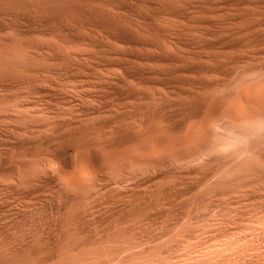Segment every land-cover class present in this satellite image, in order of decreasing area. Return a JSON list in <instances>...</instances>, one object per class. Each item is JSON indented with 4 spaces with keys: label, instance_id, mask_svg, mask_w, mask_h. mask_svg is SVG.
<instances>
[{
    "label": "rangeland",
    "instance_id": "rangeland-1",
    "mask_svg": "<svg viewBox=\"0 0 264 264\" xmlns=\"http://www.w3.org/2000/svg\"><path fill=\"white\" fill-rule=\"evenodd\" d=\"M120 1L123 3L128 2L129 4H132L131 3L132 1L133 5L136 3L134 0H120ZM155 1L159 2L162 6L166 8L179 10L180 14H181V9H182L183 17L180 19L167 17V16L166 17L164 16L161 18L158 17V19L157 17H153V19L149 21L151 22L150 24L148 22H145V23L141 22L139 18L137 17L135 18L134 16H131L127 14L126 12L121 11L124 14L121 13L119 10H116L112 5H110L108 0L107 1L106 0H0V5L2 6V8L0 6V9H3V10H10L14 8L13 7L14 3H16L17 4L16 6L18 7L22 5L21 8L23 6L25 7L27 6L26 8H28L30 5L31 7H35L36 5L40 4V6H38L39 9L37 8L39 12L31 11V16L33 18H37L39 16L38 15L39 13L40 14L45 13L46 11H48V9H49V12H52V13L54 12L56 14L59 13V15H63L66 17L67 25L72 30V32L75 33L77 36L79 34V37H80V39L78 40H72L68 38L64 32H61L60 30H58L57 28L53 26H49L50 29L48 30H44V28H36V29L34 28L35 30L33 29L30 32V28L28 29V27L21 25L20 22H18L17 18H15V20L14 18H10V17H7V18L3 17L5 19L3 18L0 19V25H1L0 27V81L4 79L3 76H5V78L22 80V81H19V83L21 84H19L18 82H15L14 87H13V84L7 85L4 82H0V157L1 155L6 154L9 156L11 160V169L8 171H0V232H1L0 233V255H1L0 264H15V263L16 264H264V194H263L264 193V189H263L264 188V169H263L264 164L261 165V163H264V154H263L264 148L262 149V151L261 149H259L258 152L253 151L251 153L245 154L246 156L241 155L245 159L239 157L240 155L238 156L236 155L235 158L233 156H231L232 158H230L229 155H228L229 157L227 155H226L227 157H225V155H220L219 157L217 156V158L209 157L208 154L195 155V156L186 158L187 160L183 159L184 161L183 160L172 161L166 164L165 166H162L163 170L161 169V167H159L160 169L159 168L157 169L156 168L154 169L142 168L145 171L144 173L139 172L140 173L138 174L139 177H137L138 176L137 173L138 171H140V169H138V171H135L137 169L130 168L129 171L134 170L132 171V175L133 173H135L136 175L134 174V177H133L130 174L131 172L129 171H127L128 173L125 172V174H123L124 176L127 174H128L126 176L127 178H129L130 176V179H127L126 182H125L126 178H124L123 175L122 176L120 175V177L123 178L124 184L121 183L122 182V180H120L121 178L117 180L113 179L114 181L110 180L109 178L115 176V174H113L112 176L111 171H109L110 175H109V172L108 173L105 172L104 177L98 178L96 180L97 183L95 181L93 185L88 186L92 192L88 191L89 189L88 187L86 188L88 194L85 191V194L87 195L81 192L83 196L85 195L86 197L85 198L82 196L83 198H81V195H79L81 193H78V190L75 193L76 189L71 186L70 181L72 179L83 180L84 178H87V175H88L87 172L91 170L90 164L88 162H85V160L82 157H80V153L76 152L72 156V158L74 159L72 160V162L74 163V164L72 163V165L73 166L75 165V167L78 168L79 170L73 166L69 170H64L63 168H61L60 164L55 159L52 158L51 155H48L49 152L47 149L40 146L39 144L37 145L38 141L40 140L39 138L43 136L44 137L49 136L50 133L55 131V129L59 125H64V129L62 128L63 132L78 131V129L81 127L82 128L86 126L91 127L94 123L98 122L100 119H106L105 117L110 118L111 116L116 114V112L119 113L120 109L121 110L126 109L128 111L134 110L129 115V118H128L129 120L127 121V123L131 126L134 135L135 136L138 135V137H135L136 138L135 141L126 148L128 154L136 153V155L138 154V156L146 157L145 155H148V153L144 154L142 151L148 152L150 150V147L153 146V144H155L156 146V141L160 138L167 137L169 139L180 140L185 136V134L186 135L187 134L197 135V132H195V130L196 131L198 130L199 121L196 119L188 120L187 122L183 124V126L180 129H175V130L174 129L167 130L165 128H167L168 125L166 124L165 126L164 123L163 124L160 123V126H159V122H154L153 124H151L150 127H145L143 125V121H142L144 119L143 112L148 106H152V104L157 105L159 102H161L162 99L166 101L168 98V101H176V100H181L183 98V97L181 98L179 95H176V96L174 95L173 97H170L171 94L169 93L170 94L169 95L168 92L165 91L164 89H158V88L155 89V88H151L147 86L143 87L142 85H135V84H132V83L130 84L127 82L129 85L135 87L142 93L146 94L147 99L137 98L136 100H132V101L122 100V102L110 100V105L112 103V107H110L106 111H100L101 113L99 114L98 113L90 114L84 111L85 109H92V108L94 110L99 109L98 107L100 106L102 102L100 96L102 95V91L104 92L102 87L113 85L115 81L122 78L121 70H119L116 67H106V66L103 67L101 66L100 62L104 63V60L105 62L106 61L107 62L117 61L118 59L116 57L114 56L112 57V55H110L111 51L112 52L113 51L127 52L129 50H131V52L138 51V50L131 49L128 45H125V44H121V43L115 44L114 42L111 43L109 42L111 40H109L108 38H105L104 34L102 35L101 32L97 30H94V31L89 30L90 28L86 26V22L84 21H88L89 19H91V17L97 18L98 16L99 19H100V16H102V19H109L111 17L112 19L114 18L113 20L115 21L117 20L116 22L120 21L123 24V26L125 27L127 26V28L130 29L135 34H138L139 32L143 31L145 35H142V36L153 37V38L159 37L158 41L160 40L159 41L160 45L158 44L159 45L158 50L160 52L167 53V54H182L190 62H197V63L200 62V64L202 65H210L214 62L213 59L211 58V55H215L216 57H219L222 59L223 57L225 59L232 55H237V54L239 55V53L232 54V53L225 52L223 50L219 51V49L214 50V52L209 51V50H197V53L199 54V56L195 58L192 55H190L188 51L178 48L176 45L171 43L170 39L172 38L182 39L183 38V40L185 41L197 42L198 44H201L205 40H207L208 37L205 35L204 29L198 28V21L204 20V18L206 19V16H204V14H201L196 9L194 10V8L190 7L189 4L191 3L188 1L186 2L180 1V0H163V1L155 0ZM85 3L87 4V7ZM168 3L170 5H168ZM69 4L75 5V6L79 5L78 6L79 8L80 6H82L81 9L84 10V12L78 13V15H76L75 13L67 12L66 7ZM136 5L135 7L138 10V12H143V10H146V12L144 11V13L147 14L148 10L150 11V8L148 9V6L142 7L143 5L142 2H137ZM41 7H44V8H41ZM141 7L143 9H141ZM144 8H147V9H144ZM232 10H229L228 12H226L227 15L229 14L230 16V14L233 15L234 13H236L235 10H233V12ZM103 16H105V18ZM115 16H116V19H115ZM185 16L187 17L189 16L192 21H190L189 23L190 19L189 18L186 19ZM83 19L85 20L83 21ZM132 19H135V20L131 21ZM193 19L196 23L193 21ZM123 20H125V22ZM188 23L192 25L191 28L189 27L190 25ZM18 25L19 26L21 25L20 27L22 28L24 27V29H26V32L20 33L16 31L15 29L18 28L17 27ZM185 25L189 28H187ZM84 26L86 27V29ZM225 26L226 28H228V30H234L236 28L235 25H225ZM152 27L154 29L159 28L158 29L159 33L161 34L163 33L161 35L162 36L161 38L160 36L157 35V33L153 32L154 33L153 35L152 31H155V30ZM186 28L189 30L187 31ZM142 29H145V30H142ZM150 29H153V30L150 31ZM162 30L164 31L161 32ZM149 32H151L152 34H150ZM165 35L169 36L167 37L169 39H167ZM163 37L165 38L166 41L161 40ZM89 39L92 41L95 39L96 40L95 42H98V43L101 40L100 44H104V45L106 44L105 45L106 48H97L93 46L91 42L89 41ZM107 51H109V53ZM205 56L207 58H204ZM254 60L264 62V59H262L261 57H256ZM130 65L134 66L133 63ZM149 65L150 64H147L146 66H149ZM239 66L243 67L245 66V63H241L239 64ZM21 68L22 70H19ZM24 69L27 71L26 74H35V76L25 75L24 73L26 71ZM30 69H32L34 72ZM5 70H7L8 72H6V74L3 75L4 74L3 71ZM23 70H24L23 74L25 76L23 74H20L22 73ZM18 71H21V72H18ZM10 72H12L11 74H13L14 72V77H12V75L10 77ZM7 73L9 74V76H6L8 75ZM18 74H20L22 78L19 77ZM206 75L207 74H202L201 77L203 79L207 78L208 80H218L220 78L217 74H213V75L208 74L207 76ZM191 77L193 78L196 77V74H192ZM263 80L264 78L259 77V78H256V80L251 84L250 82L249 84L248 82H246L244 83V88H242L243 85L239 87V89L241 88L242 90L238 89V91L233 92L231 94L230 99L225 107L226 110L223 111L224 113H222L218 119V122L221 126L220 127L221 133L236 134V132H239L240 130L241 131L239 133L247 132L248 130L247 127L249 126L245 122V119H244L245 114L247 112L246 110L247 106L244 103L246 96H247L245 95V93L247 94L248 93L247 91L249 90L258 91V90L263 89L264 88ZM250 81L252 82L253 80H250ZM257 81H259L260 83L259 82L257 83ZM245 84H247L246 91L244 90L246 88ZM28 85L30 86L26 87ZM248 86L251 88L249 89ZM30 87L32 89H30ZM218 91L219 90L217 89H209V90H206L205 92L196 91L197 92L196 94L200 95V92L201 93L203 92L206 94L207 93L215 94ZM240 91H242V94H240L241 93ZM232 95L234 96V98ZM91 97H94V98H91ZM235 98H237L236 99L237 101H235ZM241 101H243V104H240ZM232 102H234L236 105ZM122 103H125V104H122ZM231 103H232V106H229V104ZM117 105L119 108L117 107ZM97 114L100 117L97 116ZM132 116H134L135 118ZM226 116H228L229 118H227ZM237 118L238 119L242 118V119H239L237 121ZM228 119H230L229 120L230 122H228ZM114 125L116 126V124L113 123L111 127L106 129V131H103L102 133L105 132L104 134L95 132L96 136L99 133V136H97V138L99 137L100 141H97L98 139L96 138L95 133L94 132L92 133L90 137V142L92 143V145L96 143V146L94 145L96 150H97V147L100 148L97 151H100V152L103 151L105 147L103 143L104 142L106 143L105 140L108 139L109 134H111L112 132L110 131V129L112 130L114 128ZM244 126H246V128H244ZM140 128L143 129L144 131L141 130ZM146 128H148L149 130ZM232 129L234 132L232 131ZM107 131H110V132H107ZM182 131L183 132L185 131V132H184V135H182L183 137L182 136L180 137V134H183ZM146 132H148L149 134ZM140 135L141 136L143 135L142 136L143 139ZM219 135L220 134H217L215 132L213 133L210 132L204 138L205 142L207 143V146L209 147V150H208L209 152L216 150L219 147L220 142H221V137ZM92 137L95 139H93ZM140 139L142 142L140 141ZM26 140L29 142L28 144ZM138 140H139V144L141 143L140 144L141 146L137 144ZM144 141L150 142V143H146L147 144L146 145ZM16 142L24 143L22 148H18V149L15 148V151L17 152L13 151L14 150L13 145ZM27 145H28V147H26L27 149L24 148ZM101 145L104 146L103 149H101L102 148ZM144 146L146 148H144ZM213 146L215 147L213 148ZM140 147H142V149ZM34 149L36 150V153ZM138 150H139V153H138ZM11 152L12 153L14 152L15 154L11 155ZM20 152H21V155H20ZM41 152L43 153L42 155H41ZM204 155L205 157H207V159L205 158L207 161H205L203 157H201ZM249 155H250V158L248 159ZM260 155L262 156L261 161L263 162L259 161ZM222 156L225 158L224 159L225 161L227 158L229 159V161L227 159L228 162L226 161L223 163L222 161L224 160ZM39 157L40 158L42 157L43 160H39L40 159ZM193 157L194 158L196 157V159H194ZM237 157L240 158V161ZM215 158L218 161H216ZM250 159L252 161H250ZM202 160L204 163L202 162ZM211 162L213 163L211 164ZM236 162H238L240 165ZM249 162L250 163L253 162V163L249 164ZM218 163L221 165H219ZM232 163L233 165H237L236 168L235 166L232 165ZM246 163L248 166L246 165ZM12 164H15V165H12ZM34 164L36 165L39 164V165L36 166ZM198 164H200V166H198ZM184 165H185V169L188 167L189 169H191V171L188 169H187L188 171L187 170L184 171L185 170ZM205 165L207 169L204 167ZM208 165H210V168ZM211 165L213 167H211ZM219 166H220V169H219ZM239 167H241L240 173L238 170ZM192 168L196 170H193ZM167 169H168V172H167ZM225 169L227 170L226 171L227 173L225 172ZM148 170L150 171L152 170V172L154 170V173L155 171H159V172H156V174L157 173L158 174L155 175L150 171L148 172ZM160 170L162 172H160ZM205 170H207V172H205ZM66 171L68 172L67 174H66ZM232 172L233 174L236 173V177H235V174L231 175ZM245 172H248V173H245ZM202 173H208V176L202 181H200L199 183H197L199 179L195 177L197 175L199 177V175ZM35 174L37 175V177ZM144 174H146L147 177L143 176ZM239 174L243 176L241 177V175ZM140 175L142 177H140ZM148 175H151V176H148ZM237 176L238 178L241 177V179H237ZM248 176L250 177L248 178ZM115 177L117 178L119 176H115ZM135 177L137 178L135 179ZM88 178L90 180L89 175H88ZM140 178H143L145 182L142 183L143 180ZM252 178H253V181L251 180ZM49 179L52 180L51 183L46 182ZM156 179L159 181H155ZM176 179L178 181H176ZM244 179H245V182H244ZM32 180L34 183L32 182ZM53 180H56V181H53ZM130 180H133V181H131L130 183ZM181 180L183 181V184ZM57 181H59L58 182L59 184L56 183ZM105 181L110 184L104 183ZM224 181L226 182V184ZM239 182L241 183L240 185H239ZM35 183H38V184L35 186ZM101 183L103 184V187ZM191 183L192 184L197 183V184L193 188V190L190 191L189 193L187 192L175 198L168 197L170 195L172 196V193L174 194L176 192L182 191V189L185 188L186 185H189ZM28 184L32 186L31 189L29 188ZM106 184H107V187L109 188L104 187L106 186ZM39 185H42L43 187ZM227 185L229 186L227 187ZM37 186H38V189H37ZM113 186L114 188L110 189V187H113ZM179 186H180V190H178ZM181 186L183 188H181ZM92 187H94L93 189L95 191L92 190ZM98 187H100V190ZM138 187H140L141 189ZM105 188L107 191L102 193L101 190L105 191ZM126 188L127 189L131 188V189L127 190ZM134 188L136 190L140 189V191L137 192ZM142 188H145V189H142ZM226 188H230V189L228 190ZM175 190H178V191H175ZM131 191L132 192L134 191V193H131ZM26 192L29 194L26 195ZM157 192H159V194ZM65 193L72 195V200L66 202L65 204L66 207L64 206V208L61 211L53 210V211H50L49 214L48 213L44 214V211H43L44 206L49 205L48 203L51 201V199L56 202H58V199L59 200L61 199L59 202L63 203L62 196ZM77 193H78V196H77ZM190 193H195V195L193 194V196H191ZM99 195L101 197V201H100L101 204L100 202L97 204V202L100 200ZM133 195L136 197L134 198ZM158 195H160V197ZM55 197H57V200L54 199ZM107 197L111 198L110 201H108L109 199L107 200ZM95 199L97 201H95ZM186 199L188 200V203H186L187 202L185 201ZM32 200L35 201L36 203H34ZM90 200H91V203H90ZM93 200L96 204L93 202ZM104 200L105 202H103ZM179 200H181L182 203ZM37 201L41 203H38ZM111 202L113 206L112 204L109 205V203ZM178 202L181 203L182 205L181 204L179 205ZM203 202H205L206 204ZM103 203L105 205L104 206L105 208L102 207ZM94 204L96 205V207H94L95 206ZM207 205L209 206L207 207ZM124 206L125 208H123ZM179 206H180V209L178 208ZM77 207H79L80 209ZM51 213L53 216L51 215ZM105 214H107V216ZM123 214H125V216ZM83 215L85 216L87 215V217ZM80 219L83 221H81ZM54 220L56 221L54 222ZM74 220L76 222H74ZM70 221H73V222H70ZM92 223L96 225L94 226ZM77 225H79V227ZM59 233L61 234V236ZM71 235H73L74 237L73 236L71 237ZM48 237H50L51 240L48 239ZM59 237H62V238L59 239ZM75 239L79 241L74 242L76 241ZM24 243H26L27 245ZM40 243L42 245H40ZM77 244L79 248H76ZM31 246H33L34 248ZM26 249L28 250V252L30 251V253L27 254ZM69 249L71 250L69 251ZM112 254L113 256H111ZM28 256H31V257H28ZM20 260H22L23 262ZM6 261L9 263H7Z\"/></svg>",
    "mask_w": 264,
    "mask_h": 264
},
{
    "label": "bare ground",
    "instance_id": "bare-ground-1",
    "mask_svg": "<svg viewBox=\"0 0 264 264\" xmlns=\"http://www.w3.org/2000/svg\"><path fill=\"white\" fill-rule=\"evenodd\" d=\"M107 1V0H106ZM136 3L137 2H142L143 6H148V9L150 8V11L148 10L147 14L144 13V11L146 12V10H143V12H138V10L136 9L135 5L136 3L133 5V2L131 1L132 4L127 3H123L120 0H108L109 4L112 5L116 10H119L120 12H126L127 14L134 16L135 18H139L141 20V22H148L151 24V22H149L151 19H153V17H172V18H182V9H181V14L179 10H174V9H170V8H166L164 6H162L159 2L155 1V0H134ZM163 1V0H162ZM180 1H188L191 4L190 7L194 8V10L196 9L197 11H199L201 14H204V16H206V19L204 18V20H199L198 21V28L204 29L205 35L209 38H207V40H205L203 43L198 44L197 42H188L183 40V38H176V39H170L171 43H173L174 45H176L178 48L183 49L185 51H188L190 55H192L193 57H198L199 54L197 53V50H209V51H213L214 50H223L225 52L228 53H239V55H232L228 58L223 57L219 58L216 57L215 55H211V58L213 59V63L210 65H202L197 62H190L187 60V58L182 55V54H167V53H162L158 50V46L159 44V37L153 38V37H146V36H142L145 35L144 32H139L138 34L133 33L130 29L127 28V26H123V24L116 22L115 20H113L111 17L109 19H102V16H100V19L98 18H93L91 17V19H89L88 21H84L85 19H83L84 22H86V26H88L90 29L89 30H97L99 32L102 33V35L104 34L105 38H108L109 42H114L116 43H121V44H125L128 45L131 49L134 50H138V51H133L131 52V50L127 51V52H119V51H111L110 55H112V57H116L118 60L115 62L112 61H106L104 60L101 63V66H106V67H116L119 70H121L122 72V78L118 79L117 81H115V83L113 85H108V86H104L102 87L104 92L102 91V95L100 96L101 98V104L98 107L99 109L94 110L92 109H85L84 111L86 113H90V114H96V113H101L100 111H106L108 110L110 107H112V103L110 105V100H114V101H121L122 100H136L137 98H143V99H147L146 98V94L142 93L141 91H139L138 89H136L135 87L129 85L128 83H132L135 85H142L147 86V87H151V88H155V89H164L165 91L168 92V94L170 93L171 96L173 97L174 95H179L182 99L181 100H176V101H168L167 100H161V102H159L157 105H153L152 106H148L144 113V119L143 121V125L145 127H150L151 124H153L154 122H159V126L160 123H164L165 126L166 124L168 125L167 128L165 129H180L183 124L185 122H187L188 120L191 119H196L198 120V130L195 132H197V135H193V134H185V136L183 137V134H180V137L182 136L183 138L180 140H175V139H169L167 137H163L160 138L156 141V146L155 144H153V146L150 147V150L148 152H144L142 151L144 154L148 153V155H145L146 157H141L138 156V154L136 155V153L134 154H128L126 148L132 144L135 141V137H138L134 135L133 130L131 128V126L127 123V121L129 120V115L131 114L132 111H128L126 109H120L119 113L116 112V114H114L113 116H111L110 118L105 117L106 119H100L98 122L94 123L91 127H84V128H79L78 131H69V132H63L62 128L64 129V125H59L57 126V128L55 129V131H53L52 133H50L49 136H43L37 140L40 146L44 147L45 149L48 150V155H51L53 159H55L61 166V168H63L64 170H69L73 165H72V160H74L72 158L74 153H80V157H82L85 162H88L91 166V170L87 172V174L90 176V180L88 178H84L83 180H78V179H72L70 181V184L73 188H75V193L78 190V193L83 192L85 194V191L87 192V187L91 186L95 183V181L98 178L104 177L105 172H109L111 171V175L113 176V174H115V176H119V177H111L109 178L110 180H117L119 178H121L120 180H122L121 183L124 184L123 182V178L120 177V175L122 176L123 174L128 173L127 171H129V169H137L135 171H138V169H140V171H138L137 175L140 173H144V169L142 168H159L162 166H165L166 164L172 162V161H180L183 159H186L188 157H192L195 155H203V154H208L209 157H219L220 155H225V157H227L228 155L230 156V158H232L231 156H233L235 158V156L240 155L239 157H242L241 155H245L248 153H251L253 151H257L259 149L264 148V131H260L259 129L264 126V88L258 91H254V90H249L247 91L248 93L245 95L246 99L244 101V103L247 106V112L245 114V122L248 124L249 127H247V132L245 133H239L236 132V134H234L233 129H232V133H228V134H223L220 132V124L218 122V119L220 117V115L222 113H224L223 111L226 110V105L230 99V96L233 92L238 91L239 87L241 85H243L242 88H244V83L250 82L253 83L256 78H264V62H260V61H255L254 59L256 57H261L262 59H264V0H180ZM20 2V1H19ZM21 4V3H19ZM18 4V5H19ZM24 4V3H23ZM38 4V3H37ZM92 4V3H90ZM3 5V4H2ZM17 4L14 3V8L10 9V10H3L0 9V19L3 17H10V18H17L18 22H20L21 25H24L25 27H28V29L30 28V32L35 28H44V30H48L50 29L49 26H53L55 28H57L58 30H60L61 32H64L65 35L72 39V40H78L80 39L79 34L78 36L72 32V30L69 28V26L67 25V21H66V17L63 15H59L56 13H52L48 11H46L45 13H37L39 16L37 18H33L31 16V11L34 12H39V5H36L35 7H31V5L26 8L25 6H23L21 8L22 5H20V7L16 6ZM49 5V4H48ZM53 5V4H52ZM86 7L87 4L85 3ZM168 5H170L168 3ZM1 6V5H0ZM7 6V5H6ZM10 6V5H9ZM34 6V5H32ZM43 6V5H42ZM50 6V5H49ZM65 6V5H64ZM79 6V5H78ZM77 5H67V12H71V13H75L76 15H78V13H82L84 12V10L81 9L82 6H80V8ZM84 6V5H83ZM137 6V5H136ZM4 7V6H3ZM25 7V8H24ZM139 7V6H138ZM141 7V9H143ZM2 8V6H1ZM7 8V7H6ZM38 8V9H37ZM44 8V7H41ZM48 8V7H47ZM52 8V7H51ZM140 8V7H139ZM138 8V9H139ZM177 8V7H176ZM5 9V8H4ZM54 9V8H53ZM62 9V8H61ZM147 9V8H144ZM235 10L236 13H234L233 15L229 14L227 15L226 12H228L229 10ZM99 10V9H98ZM192 10V9H190ZM232 10V12H233ZM53 11V10H52ZM92 11V10H90ZM59 12V11H58ZM95 12V11H94ZM102 12V11H100ZM118 12V11H117ZM121 12V13H123ZM186 12V11H185ZM144 13V14H143ZM34 14V13H33ZM74 14V15H75ZM124 14V13H123ZM126 14V16H127ZM68 15V14H66ZM73 15V14H72ZM107 15V14H106ZM185 15V14H184ZM187 15V14H186ZM36 17V16H35ZM105 18V16H103ZM122 17V16H121ZM125 17V15H124ZM8 18V19H10ZM107 18V16H106ZM123 18V17H122ZM185 18H189L188 16H185ZM5 19V18H3ZM74 19V18H72ZM87 19V18H86ZM116 19V16H115ZM121 19V18H120ZM128 19V18H127ZM203 19V18H201ZM71 20V19H69ZM122 20V19H121ZM135 19H132L131 21H133ZM183 20V19H182ZM12 21V20H11ZM78 21V20H77ZM82 21V20H81ZM125 22V20H123ZM130 21V22H131ZM192 21L191 19L189 20ZM194 21V19H193ZM17 22V23H18ZM73 22V21H72ZM181 22V21H180ZM183 22V21H182ZM187 22V21H185ZM195 22V21H194ZM193 22V23H194ZM127 23V22H126ZM133 23V22H132ZM143 23V24H144ZM184 23V22H183ZM188 23V24H189ZM196 23V22H195ZM2 24V23H1ZM19 24V23H18ZM80 24V23H79ZM125 24V23H124ZM192 24V22H191ZM10 25V24H9ZM20 25V26H21ZM146 25V24H145ZM190 25V24H189ZM188 25V26H189ZM225 25H235L236 28L234 30H228V28H226ZM19 25L17 26L18 28L15 29L16 31L20 32V33H24L26 32V29H24V27H20ZM130 26V25H129ZM148 26V24H147ZM186 26V25H185ZM192 25H190L189 27L191 28ZM197 26V24H196ZM1 27V25H0ZM72 27V26H70ZM77 27V26H76ZM81 27V26H80ZM85 27V26H84ZM82 27V28H84ZM133 27V25H132ZM151 27V26H150ZM187 27V26H186ZM187 27V28H189ZM194 27V26H193ZM153 28V27H152ZM186 28V29H187ZM14 29V28H13ZM34 29V30H35ZM75 29V28H74ZM86 29V27H85ZM154 29V28H153ZM153 29H150V31H152ZM159 29V28H158ZM158 29H154L155 31H152V33H157L158 36H160V38L162 37L161 33H159ZM167 29V28H166ZM195 29V28H194ZM137 30V29H136ZM145 30V29H142ZM158 32H157V31ZM189 29H187L188 31ZM135 31V30H134ZM149 31V30H148ZM164 30H162L161 32H163ZM166 31V30H165ZM198 31V30H197ZM150 34H152L151 32H149ZM153 33V35H154ZM170 33V32H169ZM181 33V32H180ZM141 34V35H140ZM176 34V33H175ZM194 34V33H193ZM84 35V34H83ZM92 35V34H91ZM147 35V34H146ZM188 35V34H187ZM166 36V35H165ZM164 36V37H165ZM163 37V38H164ZM169 36H166V38ZM180 37V36H179ZM54 38V37H53ZM94 38V37H93ZM161 40H165L164 39ZM92 39V38H90ZM91 44L97 48H106V44H100L101 40H97L98 42H95L96 40L94 39L93 41L90 40ZM97 39V38H96ZM169 39V38H167ZM185 39V38H184ZM54 40V39H53ZM103 40V39H102ZM193 40V39H192ZM88 41V42H89ZM166 41V40H165ZM194 41V40H193ZM78 42V41H77ZM162 42V41H161ZM86 43V42H84ZM166 43V42H165ZM89 44V43H87ZM159 44V45H158ZM85 45V44H84ZM171 45V44H170ZM27 46V45H26ZM88 46V45H87ZM105 46V47H104ZM167 46V45H166ZM21 47V46H19ZM122 47V46H121ZM24 48V47H23ZM173 48V47H172ZM20 49V48H19ZM48 49V48H47ZM92 49V48H91ZM110 50V49H108ZM150 50V51H148ZM19 51V50H17ZM22 51V50H21ZM222 51V52H223ZM109 53V51H107ZM49 53V52H48ZM52 53V52H51ZM20 54V53H19ZM50 54V53H49ZM51 55V54H50ZM54 56V55H53ZM210 56V55H209ZM208 56V57H209ZM15 57V56H14ZM105 57V56H104ZM111 57V56H110ZM109 58V57H108ZM204 58H207L206 56ZM102 60V59H101ZM99 61V60H98ZM114 61V60H113ZM193 61V60H192ZM198 61V60H197ZM207 61V60H206ZM210 61V59H209ZM134 64V66L130 65V64ZM241 63H245V66L240 67L239 64ZM41 64V63H40ZM147 64H150L149 66H146ZM38 66V65H37ZM30 67V66H29ZM35 67V66H34ZM109 69V68H108ZM16 70V69H15ZM19 70H22L19 69ZM25 70V69H24ZM24 70L22 71L23 74ZM32 70V69H30ZM117 70V69H116ZM14 71V69H13ZM26 71V70H25ZM33 71V70H32ZM5 75L6 72H8L7 70L3 71ZM16 72V71H15ZM21 72V71H18ZM29 72V71H28ZM34 72V71H33ZM49 72V71H48ZM120 72V73H121ZM12 72H10V77L12 75V77H14V72L13 74H11ZM27 71L24 73L25 75H34L35 74H26ZM32 73V72H31ZM47 73V72H45ZM53 73V72H52ZM8 74V73H7ZM19 75V77H21V75ZM23 74V75H24ZM84 74V73H83ZM192 74H196V77H191ZM202 74H217L220 78L218 80H208L207 78L203 79L201 77ZM24 75V76H25ZM206 75V76H207ZM6 76H9L6 75ZM23 76V78H24ZM205 76V75H204ZM215 76V75H214ZM4 79H2L0 82H4L7 85H12L14 87V83L19 81H22L20 79H11V78H5V76H3ZM18 77V76H17ZM15 77V78H17ZM22 78V77H21ZM114 78V77H113ZM118 78V77H117ZM24 80V79H23ZM26 80V79H25ZM250 80H253L252 82ZM261 80V79H260ZM264 81V80H263ZM128 82V83H127ZM259 81H257L258 83ZM256 83V84H257ZM260 83V82H259ZM21 84V83H19ZM29 84V83H28ZM255 84V83H254ZM16 85V84H15ZM18 85V84H17ZM24 85V83H23ZM27 85V84H26ZM31 85V84H30ZM30 85L26 86L29 87ZM101 85V84H100ZM106 85V84H105ZM247 84H245L246 87ZM258 85V84H257ZM256 85V86H257ZM20 86V85H19ZM22 86V85H21ZM259 86V85H258ZM16 87V86H15ZM249 87V86H248ZM262 87V86H261ZM264 87V86H263ZM10 88V87H9ZM251 87H249L250 89ZM254 88V87H253ZM30 89H32L30 87ZM36 89V88H35ZM209 89H217L219 90L218 92H216L215 94H209V93H203L206 90ZM37 90V89H36ZM239 90H242L241 88ZM245 91L247 90V87L244 89ZM243 90V91H244ZM25 91V90H24ZM163 91V90H162ZM196 91H203L202 93L200 92V95L196 94ZM160 92V91H159ZM210 92V91H209ZM241 92V93H240ZM239 93L242 94V91H240ZM211 93V92H210ZM244 93V92H243ZM30 94V93H29ZM62 94V93H61ZM169 94V95H170ZM167 95V94H166ZM233 96V95H232ZM236 97V96H235ZM94 98V97H91ZM234 98V96H233ZM232 98V99H233ZM4 99V98H3ZM151 99V98H150ZM237 98H235V101ZM99 100V99H97ZM71 101V100H70ZM6 103V101H5ZM21 103V102H20ZM31 103V102H30ZM71 103V102H69ZM128 103V102H127ZM130 103V102H129ZM234 103V102H232ZM232 103L229 104V106H232ZM238 103V102H236ZM118 104V103H116ZM125 104V103H122ZM143 104V103H142ZM155 104V103H154ZM235 104V103H234ZM240 104H243V101H241ZM10 105V104H9ZM236 105V104H235ZM233 105V106H235ZM6 106V105H5ZM14 106V105H13ZM114 106V105H113ZM120 106V105H119ZM125 106V105H124ZM118 107V105H117ZM127 107V106H126ZM144 107V106H143ZM240 107V106H239ZM34 108V107H33ZM114 108V107H113ZM119 108V107H118ZM225 108V109H224ZM243 108V107H242ZM32 109V108H31ZM229 109V108H228ZM117 110V109H115ZM131 110V109H130ZM34 111V110H33ZM232 111V109H231ZM244 111V110H243ZM227 112V111H226ZM241 112V110H240ZM71 113V112H70ZM81 113V112H80ZM85 113V115H86ZM243 113V112H242ZM69 114V113H68ZM82 114V113H81ZM97 114V116H99ZM108 114V113H107ZM105 114V115H107ZM84 115V116H85ZM89 115V114H88ZM87 115V116H88ZM134 115V114H133ZM31 116V115H30ZM39 116V115H38ZM81 116V115H80ZM93 116V115H92ZM229 116V115H228ZM228 116H226L227 118H229ZM90 117V116H89ZM96 117V115H95ZM100 117V116H99ZM134 117V116H132ZM135 118V117H134ZM143 118V117H142ZM242 119V118H239ZM237 118V121L239 120ZM64 120V119H63ZM230 119H228V122ZM193 121V120H192ZM49 122V121H48ZM190 122V121H189ZM227 122V121H226ZM113 123L116 124V126L114 125V128L110 131L111 134H109L108 139H106V143L102 146L101 149H103V151H97L96 148L94 147V145L96 146V143L94 145H92V143L90 142V137L92 135V133L94 132H99L102 133L103 131H106V129H108L109 127H111V125H113ZM130 123V122H129ZM50 124V123H49ZM92 124V123H91ZM90 124V125H91ZM132 124V122H131ZM157 125V124H155ZM239 125V124H238ZM24 126V125H23ZM38 126V125H37ZM139 126V125H138ZM162 126V125H161ZM247 126V125H246ZM246 126H244V128H246ZM46 127V126H45ZM228 127V126H227ZM237 127V126H236ZM143 128V127H142ZM224 128V127H223ZM238 128V127H237ZM243 128V127H242ZM54 129V128H53ZM141 129V128H140ZM144 129V128H143ZM141 129V130H143ZM148 129V128H146ZM161 129V128H159ZM197 129V128H196ZM230 129V127H229ZM228 129V130H229ZM140 130V132H141ZM145 130V129H144ZM143 130V131H144ZM149 130V129H148ZM146 130V131H148ZM222 130V129H221ZM65 131V130H64ZM107 131V132H110ZM142 131V133H143ZM164 131V129H163ZM173 131V130H172ZM193 131V130H192ZM231 131V129H230ZM228 131V132H230ZM135 132V131H134ZM156 132V131H155ZM176 132V131H175ZM210 132H215L217 134H220L219 136L221 137V142L219 147L216 150H213L211 152H209V147L207 146V143L205 142V137L210 133ZM223 132V131H222ZM225 132V131H224ZM99 133L97 136H99ZM105 133V132H104ZM102 133V134H104ZM138 133V132H136ZM141 133V134H142ZM145 133V132H144ZM148 133V132H146ZM172 133V132H171ZM226 133V132H225ZM149 134V133H148ZM156 135V134H155ZM158 135V134H157ZM96 136V133H95ZM93 136V137H95ZM96 136V138H97ZM105 136V135H104ZM141 136V135H140ZM143 136V135H142ZM141 136V137H142ZM177 136V135H176ZM175 136V138H176ZM215 136V135H214ZM92 137V138H93ZM101 137V135H100ZM157 137V136H156ZM106 138V137H105ZM148 138V136H147ZM154 138V137H153ZM95 139V138H93ZM92 139V140H93ZM98 139V140H97ZM97 141H100L99 137L97 138ZM139 139V138H138ZM143 139V137H142ZM146 139V138H145ZM152 139V137H151ZM179 139V137H178ZM95 140V142H96ZM10 141V140H9ZM23 141V140H21ZM27 141V140H26ZM30 141V139H29ZM32 141V140H31ZM102 141V140H101ZM141 141V139H140ZM148 141V140H146ZM145 142L146 143H150V142ZM153 141V140H152ZM214 141V139H213ZM33 142V141H32ZM142 142V141H141ZM29 142L27 141V144ZM36 143V142H35ZM155 143V142H154ZM211 143V142H210ZM209 143V144H210ZM23 142H16L13 147L15 151V148H22L23 146ZM98 144V143H97ZM100 144V143H99ZM139 144V140L138 143ZM141 144V143H140ZM139 144V145H140ZM144 144V145H145ZM212 144V143H211ZM147 145V144H146ZM145 145V146H146ZM150 145V144H149ZM39 146V147H40ZM100 146V145H99ZM141 146V145H140ZM143 146V145H142ZM144 146V148H146ZM211 146V145H210ZM28 147L25 146L24 148ZM35 147V146H34ZM131 147V146H130ZM133 147V146H132ZM136 147V146H135ZM139 147V146H138ZM137 147V149H138ZM149 147V146H148ZM212 147V146H211ZM215 146H213L214 148ZM23 148V149H24ZM36 148V147H35ZM142 149V147H140ZM152 148V149H151ZM22 149V150H23ZM27 149V148H26ZM125 149V150H124ZM131 149V148H129ZM133 149V148H132ZM148 149V148H147ZM8 150V149H7ZM35 150V149H34ZM134 150V149H133ZM264 150V149H263ZM5 151V150H4ZM20 151V150H18ZM25 151V150H24ZM41 151V150H40ZM137 151V150H135ZM6 152V151H5ZM17 152V151H15ZM2 153V152H1ZM36 153V150H35ZM34 153V154H35ZM139 153V150H138ZM262 153V152H261ZM8 154V153H7ZM15 154L14 152H11V155ZM19 154V153H18ZM27 154V153H26ZM43 153L41 152V155ZM256 154V152H255ZM253 154V155H255ZM264 154V153H263ZM262 154V155H263ZM21 155V152H20ZM40 155V156H41ZM79 155V154H78ZM227 155V156H226ZM16 156V155H15ZM18 156V155H17ZM26 156V155H25ZM31 156V155H30ZM228 156V157H229ZM246 156V155H245ZM43 157V156H42ZM42 157L39 160H43ZM47 157V156H46ZM203 157V159L205 161H207V157L201 156ZM200 157V158H201ZM223 157V156H222ZM248 157V156H247ZM259 157V156H258ZM261 155H260V160L261 161ZM13 158V156H12ZM49 158V157H48ZM51 158V159H52ZM194 158V157H193ZM206 158V159H205ZM215 158V160H216ZM233 158V159H234ZM238 158V157H237ZM250 158V155L248 157V159ZM253 158V157H252ZM22 159V158H21ZM25 159V158H24ZM37 159V158H36ZM35 159V160H36ZM196 159V157L194 158ZM222 159V158H221ZM220 159V161H221ZM225 158L223 157V160ZM228 159V158H227ZM226 159V161H227ZM240 161V158H238ZM237 159V160H238ZM245 159V158H244ZM243 159V160H244ZM247 159V160H248ZM49 160V159H47ZM187 160V159H186ZM198 160V159H197ZM201 160V159H200ZM263 160V159H262ZM13 161V160H12ZM37 161V160H36ZM76 161V160H75ZM184 161V160H183ZM193 161V160H192ZM199 161V160H198ZM197 161V162H198ZM218 161V160H216ZM225 160L222 161L223 163L226 162ZM229 161V159H228ZM227 161V162H228ZM231 161V160H230ZM250 161H252L250 159ZM254 161V160H253ZM257 161V160H256ZM44 162V161H42ZM53 162V161H52ZM55 162V161H54ZM186 162V161H185ZM195 162V161H194ZM196 162V164H197ZM203 162V160H202ZM209 162V161H208ZM235 162V161H234ZM263 162V161H261ZM29 163V162H28ZM178 163V162H177ZM199 163V162H198ZM204 163V162H203ZM207 163V162H206ZM213 162H211L212 164ZM221 163V162H220ZM222 163V164H223ZM238 163V162H236ZM253 163V162H252ZM249 162V164H252ZM55 164V163H54ZM74 164V163H73ZM184 164V163H182ZM181 164V166H182ZM188 164V163H187ZM195 164V165H196ZM219 164V163H218ZM239 164V163H238ZM245 164V163H244ZM256 164V163H254ZM264 163H261V165H263ZM15 165V164H12ZM36 165V164H34ZM39 165V164H38ZM36 165V166H38ZM186 165V164H185ZM185 165H184V169H185ZM215 165V164H214ZM221 165V164H219ZM233 165V163H232ZM240 165V164H239ZM247 165V163H246ZM174 166V165H173ZM189 166V165H187ZM198 166H200V164H198ZM210 168V165H208ZM218 166V165H217ZM224 166V165H222ZM236 166L237 165H233ZM248 166V165H247ZM253 166V165H252ZM257 166V165H256ZM255 166V167H256ZM57 167V165H56ZM59 167V166H58ZM75 167V165L73 166ZM84 167V166H83ZM167 167V166H166ZM195 167V166H194ZM193 167V168H194ZM206 168V165L204 166ZM211 167H213L211 165ZM246 167V166H245ZM76 168V167H75ZM191 168V167H190ZM192 168V169H193ZM197 168V167H196ZM204 168V169H205ZM226 168V167H225ZM240 168L239 167V173H240ZM254 168V167H253ZM11 169V160L9 158L8 155L3 154L0 157V171H8ZM22 169V168H21ZM59 169V168H58ZM78 169V168H76ZM143 171H142V170ZM155 169V170H156ZM160 169V168H159ZM174 169V167H173ZM172 169V170H173ZM183 169V170H184ZM190 170L188 167L184 170ZM207 169V168H206ZM220 169V166H219ZM247 169V168H246ZM250 169V168H249ZM252 169V167H251ZM259 169V168H258ZM257 169V170H258ZM264 169V168H263ZM60 170V169H59ZM58 170V172H59ZM79 170V169H78ZM82 170V169H81ZM163 170V169H162ZM187 170V171H188ZM196 170V169H193ZM201 170V169H200ZM236 170V169H235ZM74 171V170H72ZM134 171V170H132ZM132 171L130 170L129 172H131L130 174L132 175ZM150 170H148L149 172ZM199 171V170H198ZM216 171V170H215ZM219 171V170H218ZM227 170L225 169V172ZM234 171V170H233ZM256 171V170H254ZM63 172V171H62ZM83 172V171H82ZM113 172V173H112ZM140 172V173H139ZM152 172V170L150 171ZM156 172L159 171H155L153 170V174L157 175ZM160 172H162L160 170ZM164 172V171H163ZM168 172V169H167ZM171 172V170H170ZM201 172V171H200ZM199 172V173H200ZM204 172V171H203ZM205 172H207V170H205ZM210 172V171H209ZM208 172V173H209ZM230 172V171H229ZM249 172V170H248ZM245 172V173H248ZM252 172V171H251ZM250 172V173H251ZM56 173V172H55ZM68 172L66 171V174ZM77 173V172H75ZM106 173V174H107ZM198 173V174H199ZM208 173H202L199 175H197L195 178H198L199 180L197 181V183H199L200 181H202L203 179H205L208 176ZM213 173V171H212ZM227 173V172H226ZM238 173V172H237ZM253 173V172H252ZM61 174V172H60ZM74 174V172H73ZM84 174V173H83ZM133 173V177H134ZM151 174V173H149ZM151 174V175H153ZM185 174V173H184ZM210 174V173H209ZM229 174V173H228ZM233 174V172L231 173V175ZM235 177H236V173ZM233 174V175H234ZM255 174V172H254ZM36 175V174H35ZM59 175V174H57ZM110 175V172H109ZM128 175V174H127ZM127 175H123L125 179V182L127 179L126 176ZM136 175V174H135ZM142 175V174H141ZM140 175V177H142ZM148 175V176H151ZM168 175V174H167ZM215 175V174H214ZM220 175V174H219ZM241 175V174H239ZM238 175V176H239ZM246 175V174H245ZM12 176V174H11ZM34 176V175H33ZM55 176V175H54ZM68 176V175H67ZM131 176V178H132ZM143 176H146V174H144ZM165 176V175H163ZM170 176V175H169ZM237 179H241V177L243 175H241L240 178ZM37 177V175H36ZM61 177V175H60ZM86 177V176H85ZM139 177V175L137 176ZM135 177V179L137 178ZM147 177V176H146ZM171 177V176H170ZM179 177V176H178ZM218 177V175H217ZM221 177V176H220ZM246 177V176H245ZM244 177V178H245ZM250 176H248L249 178ZM77 178V177H75ZM144 178V177H143ZM143 178H140L143 180ZM185 178V177H184ZM247 178V179H248ZM255 178V177H254ZM257 178V177H256ZM27 179V178H26ZM37 179V178H36ZM107 179V178H106ZM139 179V178H138ZM146 179V178H145ZM163 179V178H162ZM181 179V177H180ZM213 179V178H212ZM246 179V178H245ZM244 179V182H245ZM87 180V181H86ZM108 180V181H110ZM140 180V181H142ZM197 180V179H196ZM253 181V178L251 179ZM44 181V180H42ZM52 180H47V183H51ZM56 181V180H53ZM67 181V180H66ZM114 181V180H113ZM133 180H130V183ZM155 181H159V180H155ZM170 181V180H169ZM168 181V183H169ZM176 181H178L176 179ZM188 181V180H187ZM206 181V180H205ZM250 181V180H248ZM259 181V179H258ZM30 182V181H29ZM33 182V180H32ZM59 181H57L56 183H58ZM116 182V181H115ZM136 182V181H135ZM145 181L143 180L142 183H144ZM151 182V181H150ZM165 182V181H164ZM172 182V181H171ZM182 184L183 181L181 180ZM225 182V181H224ZM28 183V182H27ZM34 183V182H33ZM64 183V182H63ZM97 183V181H96ZM107 184H110L108 182H104ZM112 183V181H111ZM128 183V181H127ZM126 183V184H127ZM148 183V182H147ZM155 183V182H154ZM163 183V182H162ZM175 183V182H174ZM180 183V181H179ZM186 183V182H185ZM184 183V184H185ZM188 183V182H187ZM189 184L186 185L185 188H183L181 186L182 191L180 192H176V193H172V196H168L169 198H175L177 196H180L182 194L185 193H189L190 191L193 190V188L196 186V184ZM202 183V182H201ZM200 183V184H201ZM238 183V182H237ZM242 183V181H241ZM239 182V185L241 184ZM38 183H35V186ZM59 184V183H58ZM69 184V183H68ZM102 184V183H101ZM106 186L104 187H107ZM133 184V182H132ZM172 184V183H171ZM177 184V183H176ZM175 184V185H176ZM181 184V185H182ZM199 184V186H200ZM226 184V182H225ZM251 184V183H250ZM255 184V183H254ZM29 185V188L31 189L32 186ZM96 185V184H95ZM94 185V186H95ZM119 185V184H118ZM117 185V186H118ZM129 185V184H128ZM135 185V184H134ZM133 185V187H134ZM138 185V184H137ZM136 185V186H137ZM151 185V183H150ZM154 185V184H153ZM166 185V183H165ZM259 185V184H258ZM42 186V185H39ZM45 186V185H44ZM52 186V185H51ZM66 186V185H65ZM101 186V185H100ZM143 186V185H142ZM170 186V185H169ZM184 186V185H183ZM229 185H227L228 187ZM231 186V185H230ZM245 186V185H244ZM256 186V185H255ZM263 186V185H262ZM19 187V186H18ZM43 187V186H42ZM53 187V186H52ZM97 187V186H96ZM103 187V184H102ZM119 187V186H118ZM128 187V186H127ZM141 187V186H140ZM138 187V188H140ZM232 187V186H231ZM230 187V188H231ZM236 187V186H234ZM50 188V187H49ZM89 188V187H88ZM94 187H92V190ZM100 190V187H98ZM109 188V187H107ZM114 188L113 187H110ZM132 188V187H131ZM130 188V189H131ZM136 188V187H135ZM134 188V189H135ZM162 188V187H161ZM160 188V189H161ZM180 190V186L178 187ZM230 188H226V189H230ZM238 188V186H237ZM255 188V187H254ZM29 189V190H30ZM38 189V186H37ZM48 189V188H47ZM55 189V188H54ZM58 189V188H57ZM71 189V188H70ZM90 189V188H89ZM88 191H91V189ZM97 189V188H96ZM104 189V188H103ZM127 189V188H126ZM129 188L127 190H130ZM133 189V188H132ZM141 189V188H140ZM140 189H135L137 192L140 191ZM145 189V188H142ZM159 189V190H160ZM197 189V188H196ZM232 189V188H231ZM264 189V188H263ZM17 190V189H16ZM36 190V189H35ZM44 190V189H43ZM52 190V189H51ZM69 190V189H67ZM73 190V189H72ZM109 190V189H108ZM134 190V191H135ZM157 190V191H159ZM175 190V191H178ZM198 190V189H197ZM196 190V191H197ZM28 191V190H26ZM42 191V190H41ZM95 191V190H94ZM93 191V192H94ZM102 193L106 192V188L105 191L101 190ZM134 191L131 193H134ZM144 191V190H143ZM161 191V190H160ZM163 191V190H162ZM212 191V190H211ZM60 192V191H59ZM92 192V191H91ZM90 192V193H91ZM115 192V191H113ZM153 192V191H152ZM25 193V192H23ZM57 193V192H56ZM63 193V192H62ZM61 193V195H62ZM77 193V196H78ZM98 193V191H97ZM110 193V192H108ZM127 193V191H126ZM148 193V192H147ZM159 194V192H157ZM214 193V192H213ZM216 193V191H215ZM29 193L26 192V195H28ZM42 194V193H41ZM88 194V192H87ZM85 194V195H87ZM93 194V193H92ZM106 194V193H105ZM104 194V196H105ZM130 194V193H129ZM136 194V193H135ZM191 196H193V194L195 195V193H190ZM226 194V193H225ZM264 194V193H263ZM32 195V194H31ZM81 195V198L85 197V195L83 196V194H79ZM94 195V194H93ZM189 195V194H188ZM206 195V194H205ZM216 195V194H215ZM18 196V195H17ZM51 196V195H50ZM60 196V195H59ZM83 196V197H82ZM110 196V195H109ZM134 196V195H133ZM160 197V195H158ZM52 197V196H51ZM58 197V196H57ZM57 197H55L54 199L57 200ZM63 203H60L58 199V202L54 201L51 199V201L48 203L49 205H45L43 208L44 214H49L50 211H61L66 202L71 201L72 200V195H69L68 193H65L63 196ZM96 197V196H95ZM100 197V195H99ZM111 197V196H110ZM136 196H134L135 198ZM190 197V196H188ZM202 197V196H201ZM33 198V197H31ZM86 198V197H85ZM84 198V199H85ZM92 198V196H91ZM89 198V199H91ZM97 198V197H96ZM106 198V197H104ZM198 198V197H197ZM203 198V197H202ZM200 198V199H202ZM36 199V198H35ZM99 199V198H98ZM109 199V200H108ZM111 198L107 197V200L110 201ZM117 199V198H116ZM188 199V198H187ZM186 203H188V200ZM50 200V199H49ZM83 200V199H82ZM136 200V199H135ZM198 200V199H197ZM205 200V199H204ZM203 200V201H204ZM208 200V199H207ZM223 200V199H222ZM28 201V200H27ZM31 201V200H30ZM33 201V200H32ZM95 201H97L95 199ZM101 201V197L100 200L97 202V204ZM113 201V200H112ZM118 201V200H117ZM167 201V200H166ZM181 202V200H179ZM192 201V200H191ZM202 201V200H201ZM200 201V202H201ZM34 203H36L35 201H33ZM38 203H41L39 201H37ZM94 202V200H93ZM105 202V200L103 201ZM163 202V201H162ZM89 203V202H88ZM91 203V200H90ZM89 203V204H90ZM95 203V202H94ZM107 203V202H106ZM105 203V204H106ZM177 203V202H176ZM179 203V202H178ZM182 203V202H181ZM179 203V205L181 204ZM184 203V202H183ZM205 203V202H203ZM202 203V204H203ZM226 203V202H225ZM69 204V203H68ZM83 204V203H82ZM96 204V203H95ZM94 204V205H95ZM101 204V202H100ZM99 204V205H100ZM112 204L109 203V205ZM115 204V203H114ZM206 204V203H205ZM209 204V203H208ZM35 205V204H34ZM70 205V204H69ZM80 205V204H79ZM85 205V204H84ZM83 205V206H84ZM88 205V204H87ZM171 205V204H170ZM182 205V204H181ZM204 205V204H203ZM210 205V204H209ZM207 205V207L209 206ZM90 206V205H89ZM93 206V205H92ZM104 203H103V208L104 207ZM113 206V204H112ZM111 206V207H112ZM126 206V205H125ZM125 206L123 208H125ZM155 206V205H154ZM167 206V205H166ZM176 206V205H175ZM187 206V205H186ZM223 206V205H222ZM230 206V205H229ZM12 207V206H11ZM66 207V206H65ZM96 207V205L94 206ZM101 207V208H102ZM109 207V206H107ZM117 207V206H116ZM115 207V208H116ZM146 207V206H145ZM172 207V206H171ZM170 207V208H171ZM205 207V206H204ZM206 207V208H207ZM14 208V207H13ZM28 208V207H27ZM35 208V207H34ZM79 208V207H77ZM122 208V209H123ZM135 208V207H134ZM180 209V206L178 207ZM68 209V207H67ZM66 209V210H67ZM74 209V207H73ZM80 209V208H79ZM107 209V208H106ZM148 209V208H147ZM177 209V210H179ZM185 209V208H184ZM35 210V209H34ZM37 210V209H36ZM77 210V209H76ZM86 210V209H84ZM97 210V209H96ZM100 210V208H99ZM117 210V209H116ZM127 210V209H125ZM140 210V209H139ZM169 210V209H168ZM174 210V209H173ZM75 211V210H74ZM155 211V210H154ZM158 211V210H157ZM193 211V210H192ZM82 212V211H81ZM102 212V211H101ZM120 212V211H119ZM135 212V211H134ZM140 212V211H139ZM148 212V211H147ZM153 212V211H152ZM176 212V211H175ZM174 212V213H175ZM55 213V212H54ZM146 213V211H145ZM43 214V213H42ZM41 214V216H42ZM65 214V213H64ZM67 214V213H66ZM136 214V213H135ZM138 214V213H137ZM14 215V214H13ZM52 215V213H51ZM78 215V214H77ZM107 216V214H105ZM125 216V214H123ZM145 215V214H144ZM158 215V214H157ZM53 216V215H52ZM57 216V215H56ZM75 216V215H74ZM85 216V215H83ZM161 216V215H160ZM5 217V216H4ZM48 217V216H47ZM64 217V216H63ZM68 217V215H67ZM66 217V219H67ZM87 217V215L85 216ZM115 218V217H114ZM64 219V218H63ZM70 219V218H68ZM86 219V218H85ZM50 220V219H49ZM60 220V219H59ZM73 220V219H72ZM77 220V219H76ZM81 220V219H80ZM102 220V219H101ZM100 220V221H101ZM32 221V220H31ZM56 220H54L55 222ZM58 221V220H57ZM69 221V220H68ZM83 221V220H81ZM97 221V220H96ZM73 222V221H70ZM74 222H76L74 220ZM94 222V221H93ZM52 223V222H51ZM79 223V222H77ZM76 223V224H77ZM112 223V222H111ZM154 223V222H153ZM157 223V222H156ZM57 224V222H56ZM59 224V223H58ZM75 224V225H76ZM93 224V223H92ZM98 224V223H97ZM101 224V223H99ZM41 225V224H40ZM64 225V224H63ZM61 225V226H63ZM94 225V224H93ZM96 225V224H95ZM94 225V226H95ZM58 226V225H57ZM79 227V225H77ZM84 226V225H83ZM88 226V225H87ZM86 226V227H87ZM93 226V227H94ZM26 227V226H25ZM50 227V226H49ZM110 227V226H109ZM58 228V227H57ZM55 229V228H54ZM62 229V228H61ZM60 229V230H61ZM38 230V229H37ZM52 230V229H51ZM70 230V229H69ZM76 230V228H75ZM41 231V230H40ZM54 231V230H53ZM59 231V230H58ZM62 232V231H61ZM140 232V231H139ZM147 232V231H146ZM185 232V231H184ZM1 233V232H0ZM41 233V232H39ZM50 233V231H49ZM124 233V232H123ZM158 233V232H157ZM35 234V233H34ZM37 234V233H36ZM45 234V233H44ZM54 234V232H53ZM60 234V233H59ZM58 234V235H59ZM68 234V233H66ZM78 234V232H77ZM117 234V233H116ZM42 235V234H41ZM40 235V236H41ZM56 235V233H55ZM125 235V234H124ZM156 235V234H155ZM61 236V234H60ZM73 235H71L72 237ZM116 236V235H115ZM121 236V235H119ZM74 237V236H73ZM82 237V236H81ZM102 237V236H101ZM118 237V236H117ZM29 238V237H28ZM43 238V236H42ZM62 237H59V239ZM70 238V237H69ZM120 238V237H119ZM27 239V237H26ZM35 239V238H34ZM37 239V238H36ZM48 239L51 240L50 237H48ZM90 239V238H89ZM5 240V239H4ZM8 240V239H7ZM23 240V239H22ZM45 240V239H44ZM65 240V239H64ZM69 240V239H68ZM76 240V239H75ZM11 241V240H10ZM29 241V240H28ZM40 241V240H39ZM79 240H76L74 242H77ZM95 241V240H94ZM7 242V241H6ZM26 242V241H25ZM49 242V241H48ZM47 242V244H48ZM67 242V241H66ZM73 242V243H74ZM110 242V241H109ZM123 242V241H122ZM4 243V242H3ZM11 243V242H10ZM9 243V245H10ZM27 243V242H26ZM24 243V244H26ZM35 243V242H33ZM42 243V242H41ZM40 243V245H42ZM68 243V242H67ZM96 243V242H95ZM51 244V243H50ZM76 244V243H75ZM27 245V244H26ZM72 245V244H71ZM25 246V245H24ZM76 248L78 247V244L76 245ZM108 246V245H107ZM9 247V246H8ZM33 247V246H31ZM42 247V246H40ZM66 247V246H65ZM70 247V246H69ZM68 247V248H69ZM73 247V246H72ZM16 248V247H15ZM29 248V247H27ZM34 248V247H33ZM32 249V248H31ZM105 249V248H104ZM27 250V249H26ZM38 250V249H36ZM71 249H69L70 251ZM14 251V250H13ZM32 251V250H31ZM86 251V250H85ZM2 252V251H1ZM23 252V251H22ZM38 252V251H37ZM88 252V251H87ZM86 252V253H87ZM27 254L30 253V251L26 252ZM26 254V255H27ZM69 254V253H68ZM31 255V254H30ZM102 255V254H101ZM115 255V254H114ZM1 256V255H0ZM21 256V255H20ZM113 256V254L111 255ZM6 257V256H4ZM23 257V256H22ZM31 257V256H28ZM107 257V256H106ZM2 258V257H1ZM19 258V257H18ZM24 258V257H23ZM35 258V257H33ZM110 258V257H109ZM20 259V258H19ZM22 259V258H21ZM26 259V258H25ZM31 259V258H29ZM114 259V257H113ZM18 260V259H17ZM28 260V259H27ZM33 260V259H32ZM82 260V259H80ZM225 260V259H224ZM22 261V260H20ZM110 261V260H109ZM247 261V260H246ZM7 262V261H6ZM23 262V261H22ZM9 263V262H7ZM18 263V261H17ZM25 263V262H24ZM27 263V262H26ZM16 264V263H15Z\"/></svg>",
    "mask_w": 264,
    "mask_h": 264
},
{
    "label": "clouds",
    "instance_id": "clouds-1",
    "mask_svg": "<svg viewBox=\"0 0 264 264\" xmlns=\"http://www.w3.org/2000/svg\"><path fill=\"white\" fill-rule=\"evenodd\" d=\"M259 130H260V131H264V126H262Z\"/></svg>",
    "mask_w": 264,
    "mask_h": 264
}]
</instances>
